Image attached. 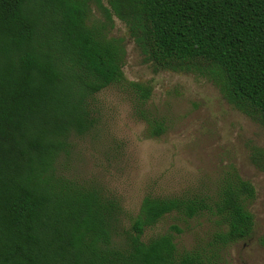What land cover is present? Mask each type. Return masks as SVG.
Masks as SVG:
<instances>
[{"label": "trees", "instance_id": "16d2710c", "mask_svg": "<svg viewBox=\"0 0 264 264\" xmlns=\"http://www.w3.org/2000/svg\"><path fill=\"white\" fill-rule=\"evenodd\" d=\"M116 18L157 70L205 76L264 127V0H0V264H229L226 247L254 230L257 189L235 167L210 194H148L136 216L67 173L73 137L100 121L98 94L126 79ZM251 159L264 170V147ZM173 212L216 228L192 248L176 224L147 236Z\"/></svg>", "mask_w": 264, "mask_h": 264}, {"label": "rangeland", "instance_id": "374dc122", "mask_svg": "<svg viewBox=\"0 0 264 264\" xmlns=\"http://www.w3.org/2000/svg\"><path fill=\"white\" fill-rule=\"evenodd\" d=\"M112 34L125 38V81L97 96L99 123L74 136L68 174L95 181L118 196L126 213L137 215L144 197L210 194L231 167L256 186L250 203L255 216L251 235L229 244V264H264V170L251 159L255 145L264 147V127L234 107L211 80L195 72L157 70L146 60L126 24L116 18ZM129 81L151 84L140 99ZM144 111V113H142ZM165 127L154 133L152 122ZM180 248H192L216 228L209 214L189 218L165 215L147 236L172 230Z\"/></svg>", "mask_w": 264, "mask_h": 264}]
</instances>
